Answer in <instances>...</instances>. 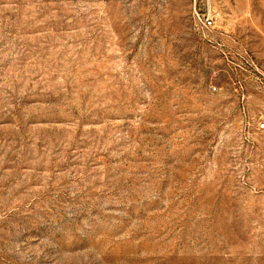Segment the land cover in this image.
<instances>
[{"label":"rangeland","instance_id":"rangeland-1","mask_svg":"<svg viewBox=\"0 0 264 264\" xmlns=\"http://www.w3.org/2000/svg\"><path fill=\"white\" fill-rule=\"evenodd\" d=\"M262 124L264 0H0V264H264Z\"/></svg>","mask_w":264,"mask_h":264},{"label":"built area","instance_id":"built-area-1","mask_svg":"<svg viewBox=\"0 0 264 264\" xmlns=\"http://www.w3.org/2000/svg\"><path fill=\"white\" fill-rule=\"evenodd\" d=\"M216 16L213 14L205 15L203 18H200L204 28L206 30H211L215 26ZM259 129H264V124L260 125Z\"/></svg>","mask_w":264,"mask_h":264}]
</instances>
